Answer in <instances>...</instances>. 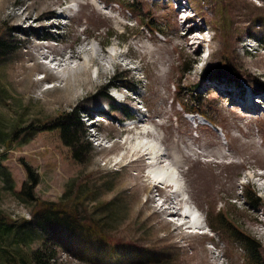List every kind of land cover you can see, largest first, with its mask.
Listing matches in <instances>:
<instances>
[{
	"label": "rangeland",
	"instance_id": "1",
	"mask_svg": "<svg viewBox=\"0 0 264 264\" xmlns=\"http://www.w3.org/2000/svg\"><path fill=\"white\" fill-rule=\"evenodd\" d=\"M204 27L209 40L192 32ZM0 37L15 46L0 57V210L30 218L32 205L13 192L26 165L39 175L41 200L88 193L81 217L115 200L103 226L107 241L60 230L55 264H248L235 230L258 240L264 257V188L256 184L264 180V108L254 99H264V0H0ZM109 85L137 100L119 94L109 101ZM243 93L257 110L243 108ZM74 106L86 111L87 132L102 137L88 138L93 153L84 164L56 131L23 142L12 135ZM200 113L222 132L200 123ZM140 139L156 141L180 191L155 182L150 155L135 148ZM246 187L262 195L259 209L245 205ZM187 207L202 217L203 232L181 224ZM218 211L226 229L215 223Z\"/></svg>",
	"mask_w": 264,
	"mask_h": 264
},
{
	"label": "trees",
	"instance_id": "2",
	"mask_svg": "<svg viewBox=\"0 0 264 264\" xmlns=\"http://www.w3.org/2000/svg\"><path fill=\"white\" fill-rule=\"evenodd\" d=\"M118 1L120 0H116V2ZM126 5L134 10L133 1H127ZM113 35H115L113 32L108 34V41ZM14 50L15 46L10 40L0 37L1 58ZM123 86L133 91L137 90V87ZM106 97L111 99L108 93ZM83 113H85L83 110L74 106L71 110L58 114L50 121L27 125L23 130L20 127L14 128L12 135L18 133L20 141L23 142L30 140L38 132L56 131L61 142L68 147L71 157L76 162L84 164L90 161L93 147L88 140L87 126L82 118ZM124 114L126 117L133 116L128 109ZM1 173L3 179L10 184L9 171L5 169ZM38 183L39 175L36 170L33 166L26 165V180L22 182L19 190H13L15 197L20 202L32 205L30 206V218L13 219L0 210V264H55L57 249L60 247L57 241L60 230L67 232L85 230L107 241L103 226H106L108 219L113 215L112 205L115 204V200H111V203H109L110 201L99 203L91 209L89 218L81 217L78 207L83 204L88 193H82V198H61L59 202L41 200L35 193ZM243 195L245 205L249 209L257 210L262 206L263 200L256 190L251 191L246 187ZM101 210H105V212L101 213ZM215 216L216 218L223 217V213L218 211ZM208 221L209 227L213 229L214 223L211 220ZM215 223L226 229L225 221L220 219ZM230 233L242 245L248 264H264L261 243L258 240L238 230Z\"/></svg>",
	"mask_w": 264,
	"mask_h": 264
},
{
	"label": "bare ground",
	"instance_id": "3",
	"mask_svg": "<svg viewBox=\"0 0 264 264\" xmlns=\"http://www.w3.org/2000/svg\"><path fill=\"white\" fill-rule=\"evenodd\" d=\"M197 44L199 46L200 41H198ZM224 86H225L226 92L228 93V91H230L228 85H223V87ZM233 86L236 87V85H233ZM223 91H225V90L223 89ZM232 92L236 93V92H238V89H235ZM237 99L243 105V108H245L246 111L257 110V107L250 100L249 95H245V93H244L243 96H238ZM262 107H264V104L262 105ZM200 123L209 124V121H207L203 116H201L200 117ZM218 129H220V128H217V130ZM143 133H146V131H144ZM155 142L156 141L153 142L150 140L146 141V139H142V140L140 139L135 148L136 149L139 148V149L143 150L142 154H147V155L149 154L150 155V157H149L150 158L149 164L151 166L150 174L153 175V179L155 180V182L161 183L163 181L164 183H167L168 185L169 184L173 185L177 190L181 189V184L179 183L180 179H179L178 175L176 174L175 167L171 164V162L165 163V160L161 159V156H164V153H162L160 151L161 150V149H159L160 147ZM178 183H179V185H178ZM189 208L190 207H187L184 214L179 213L181 215V217L183 218L181 224H186V223L190 224L192 222V226L189 225L190 227L198 228L199 229V230H197L198 232H203L202 230L200 231V229L203 228L202 217H200V215L197 213V211H195L193 208H190V209Z\"/></svg>",
	"mask_w": 264,
	"mask_h": 264
}]
</instances>
